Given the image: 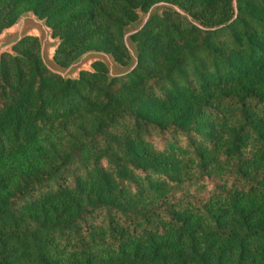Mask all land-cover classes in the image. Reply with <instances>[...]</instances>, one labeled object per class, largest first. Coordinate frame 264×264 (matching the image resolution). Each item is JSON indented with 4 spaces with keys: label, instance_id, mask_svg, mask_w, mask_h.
<instances>
[{
    "label": "trees",
    "instance_id": "1",
    "mask_svg": "<svg viewBox=\"0 0 264 264\" xmlns=\"http://www.w3.org/2000/svg\"><path fill=\"white\" fill-rule=\"evenodd\" d=\"M161 0H26L61 39L129 54ZM109 81L51 72L36 37L0 59V264H264V0H164ZM0 0V31L20 13Z\"/></svg>",
    "mask_w": 264,
    "mask_h": 264
},
{
    "label": "water",
    "instance_id": "2",
    "mask_svg": "<svg viewBox=\"0 0 264 264\" xmlns=\"http://www.w3.org/2000/svg\"><path fill=\"white\" fill-rule=\"evenodd\" d=\"M140 12L141 10H138V13ZM180 14L182 13L180 12ZM153 15L157 14H152L151 12H149L138 28L128 33L127 35H123L125 45L129 50L132 58V63L120 72L114 73L115 62L112 54L99 50H89L84 52L79 57H77L68 67H63L57 64L53 60V56L55 51L59 47L61 39L59 37H53V30L47 25V18H40L32 10L21 14L12 25L4 28L0 32V59L3 53H8L12 56L20 55L14 50V47L25 37L31 36L38 39L40 45L41 60L51 72L60 75L64 79H74L79 77V73L81 71H94L92 64L96 61H100L104 63L105 66L109 69L108 78L110 81L112 78L119 77L131 72L137 66V44L136 42H132L131 35L135 34L137 31L143 28L145 23ZM183 16L187 17L186 15ZM188 19L201 26L199 22H195L190 18ZM130 43L132 44L131 49L129 45Z\"/></svg>",
    "mask_w": 264,
    "mask_h": 264
},
{
    "label": "rangeland",
    "instance_id": "3",
    "mask_svg": "<svg viewBox=\"0 0 264 264\" xmlns=\"http://www.w3.org/2000/svg\"><path fill=\"white\" fill-rule=\"evenodd\" d=\"M4 1V0H3ZM27 4H26V0H20V4L17 5L16 9L17 12L18 11H23L22 13L19 14V16L27 11H30V10H25ZM167 10H170V11H176V12H181L182 14L181 15H186L188 18L194 20L195 22H198L196 19H194L186 10L180 8L178 5H175V4H172L168 1H164V0H161L159 2H156L154 4H152L147 11H141L139 13V16H138V19L136 21H134L133 23L129 24L128 26H126L125 28V31L123 33V35H127L128 33L132 32L133 30H135L136 28L139 27V25L141 24V22H143L144 18L146 17V15L151 12L152 14H160L162 15L164 13V11H167ZM178 10V11H177ZM18 16V17H19ZM17 17V18H18ZM46 18V17H44ZM48 25V24H47ZM49 26V25H48ZM51 27V26H49ZM6 28V27H5ZM52 28V27H51ZM4 29V28H3ZM2 29V30H3ZM1 30V31H2ZM53 30V28H52ZM0 31V32H1ZM53 37H58V36H54V31H53ZM133 42V41H132ZM130 49H131V46L132 44L130 43ZM133 49V48H132ZM15 50V48H14ZM16 52H18L17 50H15ZM128 51V54H129V61L127 64L123 65V64H120L119 62H117L114 57V62H115V66H114V73L116 72H120L121 70H123L124 68H127L131 63H132V58H131V55H130V52L129 50L127 49ZM133 51V50H132ZM19 53V52H18ZM56 53V51H55ZM55 53H54V56H53V60L59 64L56 60H55ZM108 53V52H107ZM39 55H40V45H39ZM80 56V55H79ZM77 56V57H79ZM113 56V55H112ZM76 57V58H77ZM76 58H74L68 65L66 66H63V65H60V66H63V67H68ZM108 70V73H109V69L107 68Z\"/></svg>",
    "mask_w": 264,
    "mask_h": 264
}]
</instances>
